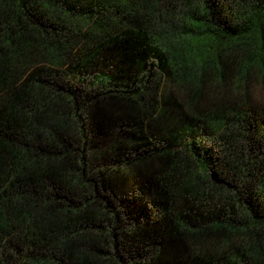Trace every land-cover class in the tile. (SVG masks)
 I'll list each match as a JSON object with an SVG mask.
<instances>
[{"label":"trees","instance_id":"1","mask_svg":"<svg viewBox=\"0 0 264 264\" xmlns=\"http://www.w3.org/2000/svg\"><path fill=\"white\" fill-rule=\"evenodd\" d=\"M0 264H264V0H0Z\"/></svg>","mask_w":264,"mask_h":264}]
</instances>
